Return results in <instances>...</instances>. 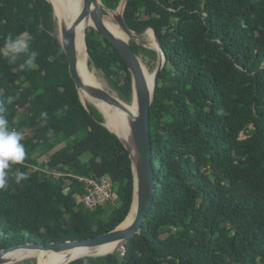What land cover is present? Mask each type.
I'll use <instances>...</instances> for the list:
<instances>
[{
    "label": "trees",
    "instance_id": "trees-1",
    "mask_svg": "<svg viewBox=\"0 0 264 264\" xmlns=\"http://www.w3.org/2000/svg\"><path fill=\"white\" fill-rule=\"evenodd\" d=\"M102 2L116 9L121 0ZM123 16L137 32L153 28L166 55L150 108L156 192L124 251L68 264H264V0H127ZM88 28L90 69L132 102L126 60ZM20 33L38 55L30 67L0 57V99L14 98L5 116L26 153L0 189V251L107 233L128 216L135 190L130 151L81 100L49 0H0V47ZM104 175L120 205L79 202L78 177Z\"/></svg>",
    "mask_w": 264,
    "mask_h": 264
},
{
    "label": "water",
    "instance_id": "water-1",
    "mask_svg": "<svg viewBox=\"0 0 264 264\" xmlns=\"http://www.w3.org/2000/svg\"><path fill=\"white\" fill-rule=\"evenodd\" d=\"M49 1L52 3V5L54 7V12H55V6H54L53 1H51V0H49ZM126 3H127V0L125 2V6H126ZM94 6H97V11L94 15V22H93V25L91 27L94 28L95 30H97L99 33H101L104 37H106L110 41H112V43L119 50V52L121 53L123 58L126 60L128 66H129V69L132 73V77H133V94L135 95V92L137 90L139 93L140 99H141L142 111H141L140 119L137 118L136 114L127 106V104L125 102L122 101V98L116 92L111 90L109 87H102V86H98L97 84H94L88 78H84L81 75V73L79 72V58H78V53H77V29H78V26L81 24V22L91 12V10L93 9ZM103 7H105V6H103ZM124 9H125V7H124ZM69 17H72V19H71V23L68 25V27L64 28L58 22L59 39L62 43L64 51H65V53L68 57V60H69V69H70L71 77L76 83V86L78 88L81 100L84 103L85 107L88 110H90V104H86L84 102V100L82 98L81 90L86 92L89 96L105 102L107 105H109L111 107H115V108L120 109L122 112L129 115V117H131V119H133V121L135 122V131H136V134H137L138 139H139L140 150H141V163H140V166L138 168V177L136 176L135 168H134V162H133V159L131 157L132 164H133V170H134V177H135V190H134V198H133V203H132L131 209L133 208V205L135 204V201L137 199L136 219L134 220V222L131 225L123 227L122 224L124 223V221L128 217L127 216L125 218V220L122 223H120L113 230H111L107 233L101 234V235H97L94 237H90L88 239H84V240H68L65 242H52L49 245H46L43 243H34V242L14 244V245H11L8 248H4L0 251V262L2 260V257L5 254H7L10 251L20 249V248H33V249L39 248V249L45 250V249H55L58 247H67V246H95V245L103 244L106 242L122 241V240H126V242H129L132 240V238L136 234L141 233V231L143 229V222L147 218L149 210H150L152 203L154 201V196H155V192H156V181H155V176H154L153 165L151 162V158L153 155V143H152V136H151L150 108H151V104L153 101L155 89H154L153 96L150 97L149 93L147 92V86H146L144 74H143V71H142V68L140 65L139 56L135 52V50L131 44V41H130L132 38L135 37V35H141L144 32H137V31L131 29L128 26V24L126 23L124 16L122 14L117 19H118L119 24L122 27V29L131 38L129 41H127V40H124L120 37L113 35V33L109 30V28L103 23L104 14H103V9L99 6V0H83L80 8H78L77 11L74 14H72V16L70 15ZM148 29H151L155 34V31L153 28H148ZM147 30H145V32ZM155 37L157 40V44L159 46V49H157V52L159 54L162 53V58H163L162 64L156 70V75H155V86H156V81H157V78L159 76V73L165 65L166 55H165V52H164V50L160 44L159 38L156 34H155ZM85 45H86L87 53H89L86 38H85ZM93 105H95V104H93ZM96 107L100 110V108L98 106H96ZM103 115L106 118L104 113H103ZM105 125L111 131H113L107 125V122L105 123ZM114 133H116V132H114ZM125 146H126V144H125ZM130 156H131V154H130ZM69 190H71V189H69ZM125 248L126 247L124 246V250H125ZM111 253H113V252H111ZM105 254H108V253H104V254H100V255H105ZM91 256H93V255H91ZM75 259H77V258H75ZM75 259H73V260H75ZM20 260H22V259H20ZM20 260H17V261H20ZM71 261L72 260L68 261L66 264H68ZM37 262L39 264V261H37Z\"/></svg>",
    "mask_w": 264,
    "mask_h": 264
},
{
    "label": "bare ground",
    "instance_id": "bare-ground-1",
    "mask_svg": "<svg viewBox=\"0 0 264 264\" xmlns=\"http://www.w3.org/2000/svg\"><path fill=\"white\" fill-rule=\"evenodd\" d=\"M51 1H53L55 6V14L57 20L60 23V25L63 26L64 28L68 27V25L71 23L72 17L69 16L70 15L72 16V14H74L77 11V9L80 8L83 2V0H51ZM99 6L102 9L104 8L103 6H105L103 5V2L101 0H99ZM96 11H97V6H94L91 12L88 14V16L78 26L77 53L79 58V72L81 73V75L84 78H88L94 84L104 87V83L100 81L98 76L89 67V63H90V62L88 63L89 56L85 45L86 30L88 27L93 25L94 15ZM123 11L124 9L122 6V8L119 11L114 13L115 14H117L118 12L120 13V15L116 16L118 18L119 16L122 15ZM116 21L112 17H103V23L109 28V30L113 33V35L129 41L131 37L122 29L119 22ZM155 46L157 47V49H159V46L157 44H155ZM160 58L163 61L162 53H160ZM139 61L144 74V78L147 86V92L149 93L150 97H152L155 89L156 71H151L147 67V65L142 63V60L140 58ZM81 94L86 104L87 103L95 104L100 108V110L106 116L108 126L114 132H116L123 140V142L126 144L134 162L136 176L138 177V168L141 163V150H140L139 139L135 131V122L133 121V119H131L129 115L122 112L120 109L111 107L107 105L105 102L89 96L83 90H81ZM122 101L125 102L127 106L136 114L137 118L140 119L142 104L138 91L136 90L135 95H133L132 102L127 103L123 99ZM136 214H137V199L135 201V204L133 205V208L128 214V217L122 224V226L126 227L128 225H131L136 219ZM126 243H127L126 240H122V241L106 242L95 246H67V247H58L55 249H45V250L39 248L21 250L20 248L5 254L2 257L0 264H12L14 261L25 257H38L42 259L44 255H48L49 258L43 264H66L68 261L73 260L74 258L79 256L96 255L98 253H111L122 250L124 251V246ZM38 251L47 254H42ZM39 264L41 263L39 262Z\"/></svg>",
    "mask_w": 264,
    "mask_h": 264
},
{
    "label": "clouds",
    "instance_id": "clouds-1",
    "mask_svg": "<svg viewBox=\"0 0 264 264\" xmlns=\"http://www.w3.org/2000/svg\"><path fill=\"white\" fill-rule=\"evenodd\" d=\"M37 52L30 48V38L26 33L17 35L9 34L0 47V57L6 59L10 64H15L22 57V66L30 67L37 56ZM13 97L9 96L0 99V189H4L9 184V169L14 164H20L26 156L24 145L21 143L22 133L10 128L9 121L5 116V104L12 103ZM46 116V113H42ZM51 135V130L49 132ZM27 179L25 174L18 169L15 172V182L20 184Z\"/></svg>",
    "mask_w": 264,
    "mask_h": 264
},
{
    "label": "rangeland",
    "instance_id": "rangeland-1",
    "mask_svg": "<svg viewBox=\"0 0 264 264\" xmlns=\"http://www.w3.org/2000/svg\"><path fill=\"white\" fill-rule=\"evenodd\" d=\"M189 1V0H187ZM125 2L126 0H121L119 6L116 8V9H110V8H107L106 6L103 8V14H104V17H112L115 21L117 19V15H120V13L118 12L117 14H115L114 12H117L119 11L122 6H123V9L125 7ZM123 14V13H122ZM116 17V18H115ZM116 21V22H117ZM119 22V21H118ZM92 27H89L88 29H90ZM59 36V35H58ZM130 41L134 42L135 44H139V45H142L144 47H146L147 49H154V50H157V47L155 46V44H157V40H156V37H155V34L154 32L151 30V29H148L146 32H144L143 34L141 35H135L134 38H132ZM100 44L102 45V42H100ZM158 45V44H157ZM89 54V53H88ZM89 56V55H88ZM139 58L142 60V63H144L145 65H147V67L151 70V71H156L160 65L162 64V59L160 58V54L158 53V57L157 58H153L151 55H149L148 53H145V52H141L139 55ZM92 71H94V73L98 76V78L100 79L101 82L104 83V87H109L111 90H113L114 92H116L120 97H122L119 93L118 90L114 89L108 82L107 80L105 79L104 77V74L99 72L97 69H92ZM156 73V72H155ZM134 95V94H133ZM128 103V102H127ZM106 122H107V119H106ZM108 125V124H107ZM243 137L245 136V134L242 135ZM48 157L45 156V157H42L40 158L39 160L42 161V160H47ZM111 204L112 205H116V206H119L120 205V200L117 196V192H115L114 194V197L111 201ZM28 249H33V248H21V250H28ZM31 251V250H30ZM42 254H47V253H44V252H41V251H38ZM100 254H104V253H98L96 255H100ZM88 256H91V255H88ZM28 258H36L37 261H39L41 264L45 263L46 260L49 258L48 255H44L41 258H38V257H25V258H21L22 260L23 259H28ZM20 260V259H18ZM17 262V260H16ZM15 261L12 263L14 264Z\"/></svg>",
    "mask_w": 264,
    "mask_h": 264
},
{
    "label": "built area",
    "instance_id": "built-area-1",
    "mask_svg": "<svg viewBox=\"0 0 264 264\" xmlns=\"http://www.w3.org/2000/svg\"><path fill=\"white\" fill-rule=\"evenodd\" d=\"M78 178L84 184V193L78 196V201L88 208L94 209L112 201L118 188L110 175L102 177L79 176Z\"/></svg>",
    "mask_w": 264,
    "mask_h": 264
}]
</instances>
